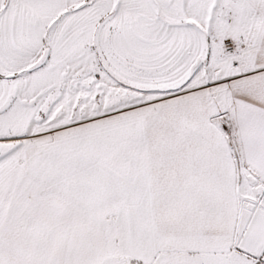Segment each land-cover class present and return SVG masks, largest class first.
<instances>
[{"label":"snow or ice","instance_id":"1","mask_svg":"<svg viewBox=\"0 0 264 264\" xmlns=\"http://www.w3.org/2000/svg\"><path fill=\"white\" fill-rule=\"evenodd\" d=\"M0 264H264V0H0Z\"/></svg>","mask_w":264,"mask_h":264}]
</instances>
